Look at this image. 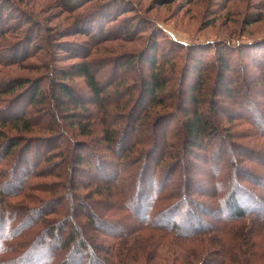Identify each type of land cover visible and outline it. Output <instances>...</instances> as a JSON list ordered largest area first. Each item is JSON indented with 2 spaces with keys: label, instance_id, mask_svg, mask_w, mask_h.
<instances>
[{
  "label": "trees",
  "instance_id": "trees-1",
  "mask_svg": "<svg viewBox=\"0 0 264 264\" xmlns=\"http://www.w3.org/2000/svg\"><path fill=\"white\" fill-rule=\"evenodd\" d=\"M109 4L95 32L130 34L126 20L103 33L111 14L134 9ZM2 11L0 36L13 18ZM78 16L76 33L92 28ZM156 32L147 48L108 63L86 57L98 44L88 31L87 46H69L77 61L0 83L11 96L0 97V264H264V100H246L264 93V40L249 39L261 58L223 40L203 59L206 45ZM235 51L259 80L236 68ZM195 159L213 171L198 179Z\"/></svg>",
  "mask_w": 264,
  "mask_h": 264
},
{
  "label": "rangeland",
  "instance_id": "rangeland-1",
  "mask_svg": "<svg viewBox=\"0 0 264 264\" xmlns=\"http://www.w3.org/2000/svg\"><path fill=\"white\" fill-rule=\"evenodd\" d=\"M9 1L12 3L10 8L8 7L9 12L1 10L4 17L12 10L13 18L6 20L8 26L0 36V58L4 62H0V83H7L6 81L13 77L23 81V78H39V74L46 76L47 70L42 71V69H48L44 63L63 66L77 61L78 58L74 57L69 46H87V40L90 38L88 31L93 32L98 44L94 48L88 49L86 57L89 59L96 57L102 62L108 63L113 61V58L114 60L119 58L120 62L121 57L147 48L151 39L157 35L156 31L164 34L166 38L174 39L184 45L200 43L206 45L203 59L212 58L213 43L223 42V40L233 43L239 41L241 45H244L241 48L244 51H249L251 57L261 58L256 51L262 45L257 44L259 41L249 44L252 42L249 39L259 36V38H263L260 39L261 41L264 40V0H228L226 4L224 0H127L134 9L124 8L123 12L117 10L111 14V19L103 24V33L108 24L115 29L122 20L123 23L126 20L128 24H133L129 31L130 34L122 36L115 31L103 34L102 37H99L98 31L95 32V29L98 28L95 16L99 13L98 10L106 9L111 0H84L73 6L72 9L65 8L61 5L60 0H3L2 3ZM258 12L262 13V18L258 21L252 20L250 15H255ZM80 14L83 21L88 19L90 25L93 24V26L88 31L81 29L76 33V29L72 25ZM134 24L139 25L137 30L134 29ZM26 29L31 30L27 32ZM45 33L48 37L53 33V40L49 38V41L53 42H49V46L44 40ZM49 52L51 55L48 54ZM181 53L182 50H179L176 55L179 61L178 65L181 62ZM234 57H236L237 69L240 71L250 69L252 76L250 79L255 77V81L259 80L260 73L253 69L250 58L242 57L241 53H237V51H235ZM102 69L103 72L99 71L100 73H98L101 76L100 79H103V73L110 70V65H103ZM71 83L77 87V90H82L81 79L74 77ZM46 84L47 82H44L43 87ZM250 93L253 98L255 95V97H260V102L264 100V93L261 90L252 89L246 93L247 101L253 102ZM0 97L6 99L11 96L0 94ZM206 112L212 116L215 115L214 111L208 110V105L203 110V113ZM221 119H223L222 114ZM230 126L238 129L245 127V124L232 123ZM233 139L238 144L239 141L246 138L236 139L234 137ZM217 140L214 139V142ZM202 155L205 156V153ZM233 156L236 157L237 153ZM228 159L234 158L229 155ZM223 160L225 159L223 158L221 161ZM197 163H199L198 169L196 167L197 170L194 169V171L198 179L197 175H207L213 171V168L203 165L202 160L198 159ZM254 164L255 162L252 165L254 166ZM82 178L81 176L80 179L82 180ZM214 214V217L210 219L213 220L219 215L221 216L218 206ZM178 250L176 249V251Z\"/></svg>",
  "mask_w": 264,
  "mask_h": 264
}]
</instances>
